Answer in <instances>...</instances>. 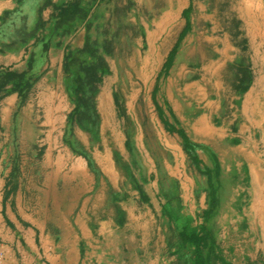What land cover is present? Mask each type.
<instances>
[{"label":"crops","instance_id":"crops-1","mask_svg":"<svg viewBox=\"0 0 264 264\" xmlns=\"http://www.w3.org/2000/svg\"><path fill=\"white\" fill-rule=\"evenodd\" d=\"M88 1L0 0L2 264H198V226L205 221L199 210L209 207L203 192L198 209L194 192L178 217L179 199L186 194L177 191L176 200L168 198L171 212L167 204L170 216L177 217L167 213L153 220L152 194L146 190L150 203L143 202L144 213L137 214L131 191L104 190L102 182L91 190L90 173L78 174L73 163L83 160L74 157L72 140L62 139L64 130L73 128L67 88L73 54L87 48ZM145 179L144 189H152L153 180L147 174ZM74 201H81L80 211ZM42 208L51 210L49 220H42ZM184 231L187 235L176 237Z\"/></svg>","mask_w":264,"mask_h":264},{"label":"rangeland","instance_id":"rangeland-1","mask_svg":"<svg viewBox=\"0 0 264 264\" xmlns=\"http://www.w3.org/2000/svg\"><path fill=\"white\" fill-rule=\"evenodd\" d=\"M233 1L235 0H199L198 11L210 17L204 23L197 22V26L200 24L201 30L203 27L209 30L213 22L211 15L216 12L222 14L226 3ZM169 2V0L88 1L87 9L83 10L87 12L89 18L87 48L73 54L71 81L68 82L67 88L71 94L67 104L72 107L68 121L73 123V128L64 130L66 134L65 132L62 134V139L69 137L68 140H72L70 147L74 157L83 160L74 158L73 163L78 174L82 169L90 173V186H93L90 189L96 190L102 182L101 188L104 190H119L120 194L127 190L131 191L137 214L144 213L143 202L150 203L151 196H147L146 190L152 194L153 220H159L161 216L169 214L167 204L168 210L172 211V200H176L179 195L177 191L181 190V193L186 194L179 199L181 208L176 209L178 217L184 212L189 197L194 192L197 196L198 209L200 192H203L205 196L203 201L209 207L207 210L202 207L199 210L205 221L203 225L198 226V230L200 229L197 235L198 264H264V220H257L255 232H246L245 221L237 222L236 217H232L233 214L224 206L228 197L225 182L234 178L236 170L233 167L238 162L232 164L225 161L227 163L225 167H228L225 169L218 162L216 155L210 154L208 149L202 153L198 152V146L196 147V144L179 128L185 124L177 112L172 108L169 109V113L167 112V95L163 93L164 101H158V89L152 94L140 77L142 73L140 59L147 48V41L164 27L169 14L175 16L177 13L175 3L171 5ZM259 2V14H256L258 18L250 19L249 23L258 22L264 35V0ZM241 8L247 12L245 2H242ZM192 12L193 8L186 9L182 19H188ZM235 15L236 10L230 11L228 18L224 19V24L230 29H225L222 34L223 38L230 37L240 55L237 58L238 64L227 65L226 73L229 71L227 75L232 78L230 93L239 96L249 95V100L253 101L256 99V93L264 90V48L261 49L262 54L257 60L256 71L250 79L253 69L244 58L248 37L238 31L241 19ZM177 25L175 23L172 26L174 33L171 31L170 38L165 42L168 47L162 52L163 59H166L161 76L171 75L173 59L178 55L190 32V24L187 33L185 31L182 34ZM202 56L206 59L211 58V50ZM194 68L195 66H192V70ZM105 86L108 88L106 90L108 96L105 94L103 104L100 93ZM254 116L248 113L249 120L252 121ZM262 160L264 164V157ZM240 167L243 173V165ZM258 170L261 172L264 167H258ZM145 173L153 180L152 189H144ZM109 176L114 178L113 182L109 181ZM260 180L257 188L262 189V194L259 195L258 201L261 203L260 207L264 209V179ZM119 193L115 195L116 200ZM76 205L80 211L81 201H74V206ZM231 208L239 213L237 206L231 205ZM42 209V220H49L51 210ZM75 211L77 210L74 209ZM53 212L54 210L51 215L54 218ZM192 215V220H197V210L192 212ZM224 217H228L229 224L222 223ZM231 222L237 225L232 227ZM153 228L156 232L157 226L154 225ZM175 235L177 238H183L187 233L184 231L180 235ZM176 241L177 239L171 240L169 244L173 245ZM46 243L49 245L50 242ZM58 243L63 251L67 242L62 239ZM148 245L147 242L146 246ZM155 248L154 241L153 249Z\"/></svg>","mask_w":264,"mask_h":264},{"label":"bare ground","instance_id":"bare-ground-1","mask_svg":"<svg viewBox=\"0 0 264 264\" xmlns=\"http://www.w3.org/2000/svg\"><path fill=\"white\" fill-rule=\"evenodd\" d=\"M169 1L171 5L175 3L177 6V15L169 14L164 27L147 41V48L140 59L142 72L140 77L152 94L158 89V101L162 100L163 93L167 95L166 108H172L177 112L185 124L179 128L196 144V147L198 146V152L202 153L208 149L210 154L216 155L218 162L224 167L227 164L225 161L232 164L238 162L233 167L236 170L234 178L225 182L228 197L224 206L233 214H230L232 217H236L237 222L245 221L246 232H255L257 220H264V209L260 207L261 203L258 201L262 189L257 188L261 182L260 179H264V170L261 172L258 170V167H264L262 160L264 157V90L258 91L253 101L249 100V95L239 96L230 93L232 78L227 75L229 71L226 73L227 65L228 63L238 64L237 58L240 55L230 37L223 38L222 34L225 29H230L224 24V19L228 18L230 11L236 10V15L241 19L238 31L248 37L244 58L252 66L250 76L252 79L257 68V60L262 54L261 49L264 48V35L260 24L258 22L250 24L249 20L258 18L256 14H259L260 2L259 0H235L226 3L223 13H213L212 26L209 30L202 26L205 29L203 31L200 24L197 26V22L204 23L210 16L198 11L199 0ZM242 2L247 5V12L241 8ZM216 3L219 4V2ZM253 7H255L254 12ZM188 8H193V12L188 19H182ZM176 21L180 31L190 24V32L173 61L171 75L161 76L166 59H163L162 52L168 47L165 42L174 29L172 23ZM209 50L212 57L206 59L202 55ZM192 66H195L193 70ZM106 90H108L107 87L100 93L103 104L105 96H108ZM248 113L255 115L252 121L248 119ZM241 165L244 168L243 173ZM231 205L237 206L239 213L232 210ZM228 220V217H224L222 223L226 224ZM234 225L236 226L237 223L231 222V226Z\"/></svg>","mask_w":264,"mask_h":264},{"label":"built area","instance_id":"built-area-1","mask_svg":"<svg viewBox=\"0 0 264 264\" xmlns=\"http://www.w3.org/2000/svg\"><path fill=\"white\" fill-rule=\"evenodd\" d=\"M4 261V256L2 254H0V264H2Z\"/></svg>","mask_w":264,"mask_h":264}]
</instances>
